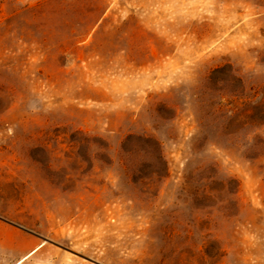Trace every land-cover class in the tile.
Instances as JSON below:
<instances>
[{
  "label": "rangeland",
  "instance_id": "1",
  "mask_svg": "<svg viewBox=\"0 0 264 264\" xmlns=\"http://www.w3.org/2000/svg\"><path fill=\"white\" fill-rule=\"evenodd\" d=\"M15 236L264 264V0H0V264Z\"/></svg>",
  "mask_w": 264,
  "mask_h": 264
},
{
  "label": "crops",
  "instance_id": "2",
  "mask_svg": "<svg viewBox=\"0 0 264 264\" xmlns=\"http://www.w3.org/2000/svg\"><path fill=\"white\" fill-rule=\"evenodd\" d=\"M19 235V245L22 244V240H23V234L21 232ZM14 242H13V246L9 247V251L10 254L12 255V261L11 264H15L18 260L22 259L25 255L29 254L34 248H36L38 245V241L37 238L34 236H26V240L29 242L30 241V247L27 249V251H25V255H23V252L17 254L16 253V248H17V242H16V236L13 238Z\"/></svg>",
  "mask_w": 264,
  "mask_h": 264
},
{
  "label": "bare ground",
  "instance_id": "3",
  "mask_svg": "<svg viewBox=\"0 0 264 264\" xmlns=\"http://www.w3.org/2000/svg\"><path fill=\"white\" fill-rule=\"evenodd\" d=\"M38 248V247H37ZM36 248V249H37ZM36 249L32 250L30 253L34 252ZM28 256V255H27ZM27 256L23 257L22 259H20L18 262H16V264H19L24 258H26Z\"/></svg>",
  "mask_w": 264,
  "mask_h": 264
}]
</instances>
